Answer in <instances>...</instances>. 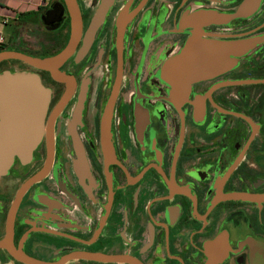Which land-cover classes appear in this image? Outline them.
Masks as SVG:
<instances>
[{
	"label": "flooded vegetation",
	"instance_id": "flooded-vegetation-1",
	"mask_svg": "<svg viewBox=\"0 0 264 264\" xmlns=\"http://www.w3.org/2000/svg\"><path fill=\"white\" fill-rule=\"evenodd\" d=\"M32 159L0 178V264H264V0H75ZM40 50H65L72 15ZM37 35V34H36ZM238 45L178 88L193 45ZM35 52V53H33Z\"/></svg>",
	"mask_w": 264,
	"mask_h": 264
},
{
	"label": "water",
	"instance_id": "water-1",
	"mask_svg": "<svg viewBox=\"0 0 264 264\" xmlns=\"http://www.w3.org/2000/svg\"><path fill=\"white\" fill-rule=\"evenodd\" d=\"M72 15V35L69 46L49 58H35L16 50L0 51V63L21 61L33 68L45 70L59 79L57 68L68 58L70 48L76 42L80 21L75 0H64ZM60 10H49L42 16L48 30L60 26ZM238 45L210 42L196 48L190 45L181 60L170 64L167 76L178 88H183L206 73L228 64L227 51ZM49 103L47 89L38 73L32 71H4L0 73V178L8 173L18 157L23 163L32 159L33 152L41 142L44 121Z\"/></svg>",
	"mask_w": 264,
	"mask_h": 264
},
{
	"label": "crops",
	"instance_id": "crops-1",
	"mask_svg": "<svg viewBox=\"0 0 264 264\" xmlns=\"http://www.w3.org/2000/svg\"><path fill=\"white\" fill-rule=\"evenodd\" d=\"M48 0H0L1 48L16 50L23 45L25 34L40 32L42 12Z\"/></svg>",
	"mask_w": 264,
	"mask_h": 264
},
{
	"label": "rangeland",
	"instance_id": "rangeland-1",
	"mask_svg": "<svg viewBox=\"0 0 264 264\" xmlns=\"http://www.w3.org/2000/svg\"><path fill=\"white\" fill-rule=\"evenodd\" d=\"M41 29V28H40ZM41 31V30H40ZM37 34V35H36ZM34 37H36V43H34V48H36L37 50H40V48L42 47L43 44H46V42H48V40L51 39L52 34H46V32L42 31L40 33H36ZM35 53V52H33ZM36 54V53H35Z\"/></svg>",
	"mask_w": 264,
	"mask_h": 264
},
{
	"label": "built area",
	"instance_id": "built-area-1",
	"mask_svg": "<svg viewBox=\"0 0 264 264\" xmlns=\"http://www.w3.org/2000/svg\"><path fill=\"white\" fill-rule=\"evenodd\" d=\"M4 42V39L3 38H0V46L1 44Z\"/></svg>",
	"mask_w": 264,
	"mask_h": 264
},
{
	"label": "trees",
	"instance_id": "trees-1",
	"mask_svg": "<svg viewBox=\"0 0 264 264\" xmlns=\"http://www.w3.org/2000/svg\"><path fill=\"white\" fill-rule=\"evenodd\" d=\"M3 50V48L0 47V51Z\"/></svg>",
	"mask_w": 264,
	"mask_h": 264
}]
</instances>
